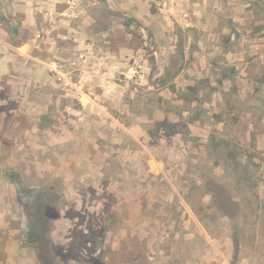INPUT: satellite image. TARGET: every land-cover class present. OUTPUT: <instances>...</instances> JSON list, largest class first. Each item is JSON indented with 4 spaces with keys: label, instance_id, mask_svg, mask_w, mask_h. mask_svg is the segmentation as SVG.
Listing matches in <instances>:
<instances>
[{
    "label": "rangeland",
    "instance_id": "1",
    "mask_svg": "<svg viewBox=\"0 0 264 264\" xmlns=\"http://www.w3.org/2000/svg\"><path fill=\"white\" fill-rule=\"evenodd\" d=\"M0 35V264H264V0H0Z\"/></svg>",
    "mask_w": 264,
    "mask_h": 264
},
{
    "label": "trees",
    "instance_id": "2",
    "mask_svg": "<svg viewBox=\"0 0 264 264\" xmlns=\"http://www.w3.org/2000/svg\"><path fill=\"white\" fill-rule=\"evenodd\" d=\"M127 139L129 140V144H131V148L133 149L132 151H135V149H136V150H138V153L139 152L142 153V149L132 138L127 137ZM116 148L122 149V147H116ZM113 154H115V153H113ZM111 161L108 162L107 165L111 166V165L116 164L115 160L112 162ZM132 165H134V163ZM135 171H137V169H135ZM134 175H135V173H134ZM208 185H210V188H212V189H209L210 190L209 196L211 198V203L215 207V209L225 216H229V217L234 216L233 213H230L228 208L232 207L233 205L235 206V204H234L233 199L226 193L225 189L223 187H220V185L215 187L213 182H212V184L209 183Z\"/></svg>",
    "mask_w": 264,
    "mask_h": 264
},
{
    "label": "crops",
    "instance_id": "3",
    "mask_svg": "<svg viewBox=\"0 0 264 264\" xmlns=\"http://www.w3.org/2000/svg\"><path fill=\"white\" fill-rule=\"evenodd\" d=\"M25 42L26 41H25V37H24V39L22 41H20L19 46H15L14 47L10 43L5 44V42H3V37L1 36L0 37V56H2V57H8V58H10V56H12L11 59H13V58H19V59L22 60V57H20V53H19L18 49Z\"/></svg>",
    "mask_w": 264,
    "mask_h": 264
}]
</instances>
